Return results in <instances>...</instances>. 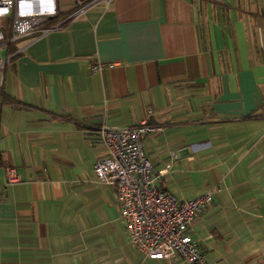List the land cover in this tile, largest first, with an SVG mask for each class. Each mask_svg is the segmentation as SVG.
<instances>
[{"label": "crops", "instance_id": "1", "mask_svg": "<svg viewBox=\"0 0 264 264\" xmlns=\"http://www.w3.org/2000/svg\"><path fill=\"white\" fill-rule=\"evenodd\" d=\"M58 3L60 27L1 50L0 264H186L137 249L94 171L100 127L149 109L161 188L213 191L194 222L210 264H264V0Z\"/></svg>", "mask_w": 264, "mask_h": 264}, {"label": "built area", "instance_id": "2", "mask_svg": "<svg viewBox=\"0 0 264 264\" xmlns=\"http://www.w3.org/2000/svg\"><path fill=\"white\" fill-rule=\"evenodd\" d=\"M114 0H75L74 13L102 3L109 7ZM58 0H0V18L11 17L10 28L0 27V69L10 58L1 50L11 43L33 34H43L60 27ZM58 18L51 24V20ZM103 63L95 62L93 71H101ZM2 71V70H1ZM4 73L0 74V85ZM154 111L138 122L123 126L102 125L98 140L105 147V155L95 164L98 180L116 187L121 219L127 226L132 243L147 258L177 259L186 264H210L195 235L196 218L213 201V191L190 198H180L161 188L152 160L143 147V136L162 130L150 122ZM173 154L166 169L177 161ZM163 173V170L159 171ZM22 180L16 166L6 165L7 183Z\"/></svg>", "mask_w": 264, "mask_h": 264}, {"label": "rangeland", "instance_id": "3", "mask_svg": "<svg viewBox=\"0 0 264 264\" xmlns=\"http://www.w3.org/2000/svg\"><path fill=\"white\" fill-rule=\"evenodd\" d=\"M10 20L11 17L0 18V27L5 30H8L10 28ZM5 68H6V64L4 65L3 69L2 68L0 69V72L1 73L4 72Z\"/></svg>", "mask_w": 264, "mask_h": 264}, {"label": "trees", "instance_id": "4", "mask_svg": "<svg viewBox=\"0 0 264 264\" xmlns=\"http://www.w3.org/2000/svg\"><path fill=\"white\" fill-rule=\"evenodd\" d=\"M63 13L62 12H60V15H62ZM57 20H58V18H54V19H52L50 22H51V24H54V23H56L57 22ZM253 115L251 114H249V115H247V116H245V118H250V117H252Z\"/></svg>", "mask_w": 264, "mask_h": 264}]
</instances>
